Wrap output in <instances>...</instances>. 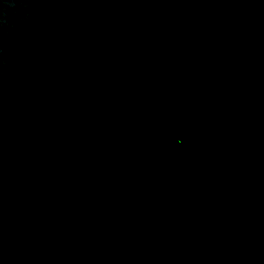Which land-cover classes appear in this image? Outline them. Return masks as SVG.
I'll return each instance as SVG.
<instances>
[{
    "label": "water",
    "instance_id": "water-1",
    "mask_svg": "<svg viewBox=\"0 0 264 264\" xmlns=\"http://www.w3.org/2000/svg\"><path fill=\"white\" fill-rule=\"evenodd\" d=\"M0 264H264V0H0Z\"/></svg>",
    "mask_w": 264,
    "mask_h": 264
}]
</instances>
